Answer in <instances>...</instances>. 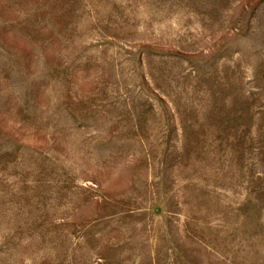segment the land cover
Segmentation results:
<instances>
[{
  "label": "rangeland",
  "instance_id": "374dc122",
  "mask_svg": "<svg viewBox=\"0 0 264 264\" xmlns=\"http://www.w3.org/2000/svg\"><path fill=\"white\" fill-rule=\"evenodd\" d=\"M0 264H264V0H0Z\"/></svg>",
  "mask_w": 264,
  "mask_h": 264
}]
</instances>
